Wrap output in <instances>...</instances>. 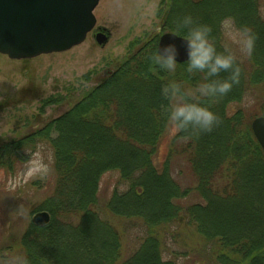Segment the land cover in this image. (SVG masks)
<instances>
[{
  "label": "trees",
  "instance_id": "16d2710c",
  "mask_svg": "<svg viewBox=\"0 0 264 264\" xmlns=\"http://www.w3.org/2000/svg\"><path fill=\"white\" fill-rule=\"evenodd\" d=\"M165 10L163 32L192 14L213 27L221 46L226 19L257 36L246 59L250 70L242 61L239 85L214 106L221 123L199 137L177 133L157 165L154 157L170 126L160 108L164 76L147 61L159 34L133 40L123 61L80 97L43 100V107L68 102L63 113L0 143V169H14L26 150L47 142L55 171L53 191L33 211L48 212L49 222L29 223L20 239L2 249L0 264H179L164 258L175 251L170 244L187 247L192 256H184L196 264H264V151L249 122L256 113L250 119L241 109L227 113L230 103L264 87V11L258 0H170ZM178 160L182 166L175 170ZM184 169L192 186L182 184ZM112 170L127 184L106 204L120 231L94 209L101 176ZM191 196L199 201H186ZM136 225L139 244L125 253L121 239ZM192 234L197 241L189 240Z\"/></svg>",
  "mask_w": 264,
  "mask_h": 264
},
{
  "label": "rangeland",
  "instance_id": "374dc122",
  "mask_svg": "<svg viewBox=\"0 0 264 264\" xmlns=\"http://www.w3.org/2000/svg\"><path fill=\"white\" fill-rule=\"evenodd\" d=\"M169 1L100 0L93 11L96 19L94 28L82 43L63 52L41 54L29 59H11L0 53V143L20 138L63 113L70 105L68 102L43 107V100L57 95H65L68 100L75 98L74 95L80 97L123 61L133 40L149 33H158L160 37L169 32L161 29L162 16ZM258 2L264 11V0ZM221 28L222 46L231 44L228 33L237 29L233 21H222ZM98 33L107 37L103 43L97 42ZM246 59L243 58L244 68L250 70L251 64ZM251 94L250 99L245 97L242 102H232L227 108L228 115L241 109L245 119H250V113H256L249 121L250 126L255 118L264 116L261 108L264 87H255ZM176 134L169 126L162 135L154 157L157 165L165 160ZM21 160L23 162L17 163L10 171L0 169V252L20 239L28 224L33 223V216L41 212L33 211L51 194L55 184L54 154L49 143L35 144L33 149L25 151ZM172 165L179 170L182 163L178 160ZM45 168L47 171H42ZM183 172L182 184L192 186L194 179L190 171ZM126 189L127 184L117 170L101 176L97 193L99 200L94 209L118 231L121 230L120 221L106 210V204L114 192ZM186 201L196 202L199 199L191 196ZM138 226L121 239L125 253L139 244L142 232ZM189 240L197 241L196 235L192 234ZM169 248L175 250L169 254L173 257L165 253L164 258H175L179 264H196L190 259L192 255L187 247L170 244ZM184 251L190 255L189 261Z\"/></svg>",
  "mask_w": 264,
  "mask_h": 264
},
{
  "label": "clouds",
  "instance_id": "9594fccd",
  "mask_svg": "<svg viewBox=\"0 0 264 264\" xmlns=\"http://www.w3.org/2000/svg\"><path fill=\"white\" fill-rule=\"evenodd\" d=\"M213 32L211 25L186 14L170 33L184 42L185 58L178 59L175 42L162 43L164 34L147 56L150 68L164 76L159 88L161 115L175 132L190 137L219 126L221 118L214 106L239 85L243 58H251L256 47L257 36L251 28L230 30L231 44L224 46Z\"/></svg>",
  "mask_w": 264,
  "mask_h": 264
},
{
  "label": "water",
  "instance_id": "95a60500",
  "mask_svg": "<svg viewBox=\"0 0 264 264\" xmlns=\"http://www.w3.org/2000/svg\"><path fill=\"white\" fill-rule=\"evenodd\" d=\"M99 1L0 0V53L11 59H29L82 43L94 28L93 11ZM170 33L162 34V43L175 42L180 50L178 59L183 60L184 42ZM106 39L102 33L96 35L99 43ZM251 129L264 151V116L255 118ZM49 219V214L41 211L33 216V223L42 226Z\"/></svg>",
  "mask_w": 264,
  "mask_h": 264
}]
</instances>
